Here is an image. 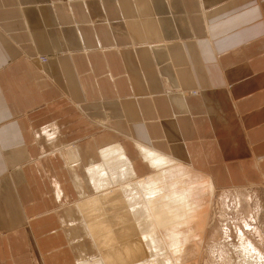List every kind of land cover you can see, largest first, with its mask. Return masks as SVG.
<instances>
[{"label": "crops", "instance_id": "obj_1", "mask_svg": "<svg viewBox=\"0 0 264 264\" xmlns=\"http://www.w3.org/2000/svg\"><path fill=\"white\" fill-rule=\"evenodd\" d=\"M113 143L261 184L264 0H0V264L92 252L73 204Z\"/></svg>", "mask_w": 264, "mask_h": 264}, {"label": "rangeland", "instance_id": "obj_2", "mask_svg": "<svg viewBox=\"0 0 264 264\" xmlns=\"http://www.w3.org/2000/svg\"><path fill=\"white\" fill-rule=\"evenodd\" d=\"M113 145L123 147L119 143L109 144ZM174 161L165 160L156 170L149 166L151 171L147 175L133 172L141 180L153 178V214L161 221H157L156 232L150 239L138 240L140 250L145 252L142 258L146 254L151 256L149 264H246L242 262V235L241 240L259 250L264 261V181L253 187L218 191L210 179ZM166 208L181 220L172 218Z\"/></svg>", "mask_w": 264, "mask_h": 264}, {"label": "bare ground", "instance_id": "obj_3", "mask_svg": "<svg viewBox=\"0 0 264 264\" xmlns=\"http://www.w3.org/2000/svg\"><path fill=\"white\" fill-rule=\"evenodd\" d=\"M119 146L106 145L101 148L98 152L99 161L92 162L86 168V178L91 191L78 190L79 199L73 204L78 217L74 225L85 234L92 246V252L95 253L89 257L88 251L85 253L83 251L75 264H102V262L103 264H149L151 261V256L149 258L147 254L142 258L145 252L140 250L138 240L150 239L151 234L157 229L158 219L154 217L155 193L150 185L153 178L145 181L137 177L133 173L136 171L133 162L127 157L124 147ZM69 147L62 150V157L71 156L75 150L74 156L77 158V150ZM62 152L59 154L61 155ZM139 152L144 163L154 170L160 169L161 165L165 164V160L169 163L174 161L147 147H139ZM73 163H75L72 166L74 168L80 165L79 160H73ZM81 182L82 179L75 174L77 188ZM58 193L60 197L61 191ZM166 209L168 214L173 216L172 218L181 220L180 216H175L170 208ZM241 239L244 259L242 262L264 264L257 252L259 250L250 242ZM138 256L141 257L137 259Z\"/></svg>", "mask_w": 264, "mask_h": 264}]
</instances>
